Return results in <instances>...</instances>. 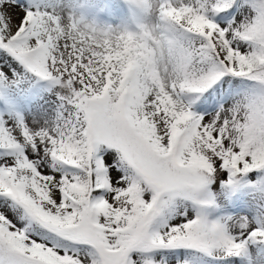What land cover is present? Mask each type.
<instances>
[{
    "label": "snow or ice",
    "instance_id": "obj_1",
    "mask_svg": "<svg viewBox=\"0 0 264 264\" xmlns=\"http://www.w3.org/2000/svg\"><path fill=\"white\" fill-rule=\"evenodd\" d=\"M129 3L134 29L0 0V79L52 85L34 91V123L0 118V196L17 210H0V264H168L150 253L246 247L231 218L180 209L210 205V182L264 171V0L240 19L235 0ZM235 78L257 87L232 99ZM239 227L264 241V226Z\"/></svg>",
    "mask_w": 264,
    "mask_h": 264
},
{
    "label": "rangeland",
    "instance_id": "obj_2",
    "mask_svg": "<svg viewBox=\"0 0 264 264\" xmlns=\"http://www.w3.org/2000/svg\"><path fill=\"white\" fill-rule=\"evenodd\" d=\"M24 3L26 6L55 10L59 14L72 13L98 28L134 29L139 17L138 10L130 5L129 0H24ZM250 6L251 0H235L236 18L240 19L243 13L250 10ZM235 81L237 89L232 99H239L251 88L249 83L241 78H235ZM51 87L50 83H42L35 78L19 77L14 81L0 79V118L16 121L23 116L30 123H34L37 99L34 91H49ZM195 110L200 111L198 102ZM51 111L49 109V112ZM4 158L6 154L0 150V160ZM259 177V173L249 172L238 175L236 179L234 177L231 183L210 182L200 194L201 199L212 201L210 205L200 207L193 205L191 201H184L180 209H186L193 214L197 210L202 211L210 220L231 218L233 234L243 233L242 236L238 235V238L247 240L246 247L239 255L226 258L220 255L208 256L184 248L155 250L150 254L156 259L164 257L168 264L185 260L189 261V264H264V241L248 239L247 230L239 227L244 222L250 227L264 226V178ZM233 186L234 190L231 189ZM5 209L13 215L17 211L10 200L0 196V210ZM181 218L177 216L175 220Z\"/></svg>",
    "mask_w": 264,
    "mask_h": 264
},
{
    "label": "trees",
    "instance_id": "obj_3",
    "mask_svg": "<svg viewBox=\"0 0 264 264\" xmlns=\"http://www.w3.org/2000/svg\"><path fill=\"white\" fill-rule=\"evenodd\" d=\"M241 79L244 80V81H246V82H248V83L250 84L251 89L257 86V85H256L253 81H251V80H247V79H243V78H241ZM254 172H255L256 174L259 173V175H260L259 179L264 178V171H254Z\"/></svg>",
    "mask_w": 264,
    "mask_h": 264
}]
</instances>
